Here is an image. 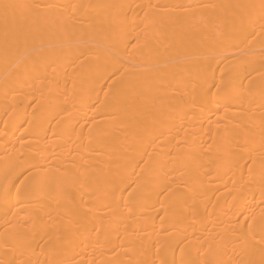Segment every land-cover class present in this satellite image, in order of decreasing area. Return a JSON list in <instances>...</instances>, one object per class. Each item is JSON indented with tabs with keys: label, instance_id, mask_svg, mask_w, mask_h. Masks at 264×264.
<instances>
[{
	"label": "bare ground",
	"instance_id": "6f19581e",
	"mask_svg": "<svg viewBox=\"0 0 264 264\" xmlns=\"http://www.w3.org/2000/svg\"><path fill=\"white\" fill-rule=\"evenodd\" d=\"M0 264H264V0H0Z\"/></svg>",
	"mask_w": 264,
	"mask_h": 264
},
{
	"label": "snow or ice",
	"instance_id": "6c2138e0",
	"mask_svg": "<svg viewBox=\"0 0 264 264\" xmlns=\"http://www.w3.org/2000/svg\"><path fill=\"white\" fill-rule=\"evenodd\" d=\"M5 7L7 8L8 6H7V5H5Z\"/></svg>",
	"mask_w": 264,
	"mask_h": 264
}]
</instances>
